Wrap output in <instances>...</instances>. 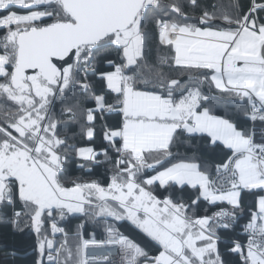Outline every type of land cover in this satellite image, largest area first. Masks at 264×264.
Returning <instances> with one entry per match:
<instances>
[{
    "label": "snow or ice",
    "instance_id": "1",
    "mask_svg": "<svg viewBox=\"0 0 264 264\" xmlns=\"http://www.w3.org/2000/svg\"><path fill=\"white\" fill-rule=\"evenodd\" d=\"M209 7L199 0H0V206L18 200L27 210L36 264L45 256L47 264H110L108 256L90 257V247L116 248L123 264H264V131L257 140L255 128L215 114L228 100L264 125V0ZM149 23L170 50L157 62L146 51ZM98 60L112 70L101 71ZM57 97L69 101L60 116L80 123L89 141L99 119L106 146L62 138L61 119L52 115ZM197 136L219 159L193 154L173 162V150ZM68 152L92 163L103 155L109 182L66 186ZM187 189L190 203L176 195ZM245 194L255 199L243 244L229 230ZM202 201L226 202L231 211L201 215ZM76 214L130 221L148 240L141 246L112 226L104 240L84 239L81 224L71 243L57 220ZM21 215L12 214L17 228ZM47 221L53 239L43 234Z\"/></svg>",
    "mask_w": 264,
    "mask_h": 264
},
{
    "label": "trees",
    "instance_id": "2",
    "mask_svg": "<svg viewBox=\"0 0 264 264\" xmlns=\"http://www.w3.org/2000/svg\"><path fill=\"white\" fill-rule=\"evenodd\" d=\"M186 2V0H185ZM219 0H199L201 7H208V10L211 11L212 4L218 3ZM242 5H248L249 0H240ZM14 11H17L18 14H27V9H23L19 6L13 8ZM190 16L193 14L189 10ZM195 15H199L197 12ZM188 23H196V19L193 17L187 21ZM149 35L147 36L146 51L148 53V59L151 62H157L159 57L170 55V50L167 46L159 44L158 33L152 27V24L149 23L147 28ZM2 35V33H0ZM110 58L116 59L115 53L110 54ZM97 67L101 71H111L112 69L108 67L103 62H97ZM165 70L167 68L165 67ZM83 75V74H82ZM186 77V76H185ZM182 78V77H181ZM88 79L91 82H96L98 80V75L89 73ZM187 80V79H186ZM185 80V81H186ZM203 91H208V85ZM214 90V89H213ZM69 103L68 100H65L64 103L60 102V98L57 97L52 115L54 118L61 119V128L59 130L60 136L67 137L70 145L88 146L91 145L99 149L102 144L106 146L107 142L102 141V133L100 131V120L97 119V136L93 141H89L85 136H83L82 128L80 123L69 122L66 115L63 117L60 116L62 109ZM87 107L93 106L92 104H86ZM216 115L227 116L237 122L241 127L248 128L251 130V121L247 120L244 117L243 112L240 106L236 103H231L228 100L217 105L215 110ZM105 118L108 123H112L115 120L113 114H105ZM206 141L202 140L197 136L190 141H185L178 149H174V153H179L177 158L173 162H178V160L185 155L192 156L197 154L203 159L209 161H217L219 157L215 153H211L205 148ZM115 154L113 153V156ZM99 163L87 162L79 159L73 152H68V159L65 162L63 168L62 182L66 183V186H71L72 181H77L80 183L90 182L92 180H97L102 184H107L112 175V165L109 162L105 161L103 155L98 157ZM83 164L84 167L81 168L79 165ZM149 175L155 174L154 170H149ZM194 190L187 189L184 193H176L177 196L183 197L184 203H190V200L194 198ZM159 194V193H158ZM166 194V193H165ZM255 198L251 195L245 194L243 196V211L240 212V224L229 230L231 233L232 239H238L241 242H245L246 237L240 232L241 223L245 222L250 218V212L254 210L252 207L253 200ZM224 203H217L213 206L207 202H201L199 205V213L201 215L207 214L210 215L215 209L221 206H226ZM14 211H20L22 213L20 219L19 228L15 227L12 224V214ZM26 209L23 205L17 200L14 206L2 207L0 206V264H36L37 259H39V254L36 251L37 246V236L36 233L30 227V220L25 215ZM51 221H47L44 225L43 234L47 235L48 238L51 235L50 230ZM58 224L63 226L65 232L69 234V241L75 243V233L77 232L78 226L83 224L82 234L84 239H96L103 240L107 238L106 229L109 226L117 228L122 234L127 235L129 238L135 240L137 243H140L141 246H145L148 238L140 232L131 222L127 220L123 221H107L103 219H92L87 216L81 215H72L63 221L58 220ZM64 235L60 234L57 237V246L63 242ZM150 254L155 252V248H147ZM238 257L233 256L232 260L238 261ZM45 264H47V257L45 256Z\"/></svg>",
    "mask_w": 264,
    "mask_h": 264
},
{
    "label": "built area",
    "instance_id": "3",
    "mask_svg": "<svg viewBox=\"0 0 264 264\" xmlns=\"http://www.w3.org/2000/svg\"><path fill=\"white\" fill-rule=\"evenodd\" d=\"M255 128L256 130V139L259 140L260 137H261V133L262 131H264V125L261 124L260 121H256L255 123L251 122V130ZM221 208H224L226 210H229L231 211V207L227 204L226 206H221V207H218L217 209H215L210 215H212L213 213L219 211ZM240 214L238 213V219H237V222L236 224L234 225L233 229L236 228L239 224H240ZM250 219V218H249ZM248 220H246L245 222L241 223V230L240 232L246 237V234L243 232V228L244 226L248 223ZM51 224V223H50ZM61 226V225H59ZM63 227V226H61ZM64 228V227H63ZM51 230V228H50ZM62 233H57L54 240H55V243L57 242V237L58 235H60ZM63 235V234H62ZM49 239H53V236L52 234L50 235ZM104 240V239H103ZM241 242V241H240ZM243 244H246L247 243V238L245 240V242H241ZM88 255L91 257V256H96V257H104V256H108L110 257V264H123L122 260H121V256L120 254L118 253L117 249L116 248H111V249H107V248H94V247H90L88 249ZM94 264H103V261H95Z\"/></svg>",
    "mask_w": 264,
    "mask_h": 264
},
{
    "label": "water",
    "instance_id": "4",
    "mask_svg": "<svg viewBox=\"0 0 264 264\" xmlns=\"http://www.w3.org/2000/svg\"><path fill=\"white\" fill-rule=\"evenodd\" d=\"M181 79H184V80H186V79H187V77H182ZM204 89H205V90H207V89H206V85H204Z\"/></svg>",
    "mask_w": 264,
    "mask_h": 264
},
{
    "label": "rangeland",
    "instance_id": "5",
    "mask_svg": "<svg viewBox=\"0 0 264 264\" xmlns=\"http://www.w3.org/2000/svg\"><path fill=\"white\" fill-rule=\"evenodd\" d=\"M86 183V182H85ZM76 215H79V214H76ZM110 220H112L111 218H108V220L107 221H110ZM50 222V221H49ZM57 222H58V220H57ZM130 222V221H129ZM57 245V244H56Z\"/></svg>",
    "mask_w": 264,
    "mask_h": 264
},
{
    "label": "crops",
    "instance_id": "6",
    "mask_svg": "<svg viewBox=\"0 0 264 264\" xmlns=\"http://www.w3.org/2000/svg\"><path fill=\"white\" fill-rule=\"evenodd\" d=\"M154 175V174H153ZM218 203H224V204H227L226 202H218Z\"/></svg>",
    "mask_w": 264,
    "mask_h": 264
}]
</instances>
